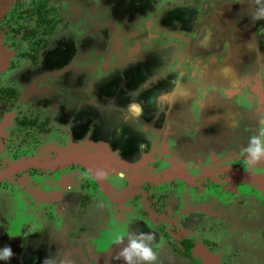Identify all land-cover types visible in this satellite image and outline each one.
<instances>
[{"label": "rangeland", "instance_id": "obj_1", "mask_svg": "<svg viewBox=\"0 0 264 264\" xmlns=\"http://www.w3.org/2000/svg\"><path fill=\"white\" fill-rule=\"evenodd\" d=\"M50 2L64 11L62 21L47 46L38 52V60L33 62L28 55L21 59L15 68L0 75V87L18 91L23 97L22 104L33 114L40 117L51 114L52 125L66 128L68 135L49 139L35 132L20 139L19 143L26 142L24 147L29 153L15 161H0V184L15 185L12 174L20 175L30 169L56 173L71 166L82 167L54 162L59 155L83 149L85 154L98 158L104 185L110 189L106 175L113 164L125 174L134 172L144 162L143 158L156 154L157 146L167 148L163 171L176 167L172 173L188 179L180 167L187 171L188 164L199 161L201 168L208 169L205 171L211 175L215 167L220 170L228 192L236 184H243L232 179L235 171L231 169L236 165L242 171L247 170L242 172L244 175L257 176L262 184L264 164L249 167L243 150L249 138L264 129V18L255 19L264 14V0ZM72 4L86 16H73L69 11ZM142 20L148 24L146 33L156 40L140 32ZM108 22L118 27L111 28ZM76 26L82 30L78 31ZM2 40L0 36V71L5 70L10 60L9 53L5 58L6 45ZM158 73L167 77L159 86L151 81L161 79ZM144 83L149 88L140 89L129 99L125 87L133 89ZM92 99L98 107L92 104ZM131 104H139L143 114L136 117L130 111ZM126 114L139 118L150 128L159 124L155 125L158 132L154 128L157 141L142 131L140 124L127 122ZM194 125H199L197 133L191 130ZM5 127L6 121L0 119V159L5 156ZM118 128H122L121 133ZM117 150L119 157H115ZM46 158L49 159L43 160ZM29 160L44 161L50 166L24 169L21 165L14 169L20 163L27 166ZM151 167L147 164L142 171L152 172ZM132 177L137 178L138 173ZM201 177L195 175L188 183L194 184ZM82 178L78 167L62 178L61 188L69 187V201L65 203L62 193H52L47 182L43 188L28 181L18 185L28 194L27 199L21 200L20 209L25 204L29 206L30 201H57L52 212L54 220L58 219L54 224L60 222V226L46 225L47 229L41 228V232L35 227L42 222L30 225L25 211H17L21 215L9 227L10 215L18 204L11 192L0 200V254L6 245L14 253L10 261L0 259V264H123L117 253L127 246V237L121 245L115 243V238L141 232L155 234L153 251L157 253L158 264H201L196 258L183 259L173 253L170 256L159 241L162 237L139 222L128 206L119 213L102 198L106 206L99 203L89 215L86 213L89 204L81 211L77 194ZM261 186L256 189L259 196L264 193ZM196 211L206 218L205 208L197 207ZM231 213L245 227L242 236L231 240L238 248L234 252L235 262L264 264V214L249 213L243 207ZM128 218L136 221L126 223ZM21 233L26 237H21ZM35 239L41 242L36 243Z\"/></svg>", "mask_w": 264, "mask_h": 264}, {"label": "flooded vegetation", "instance_id": "obj_2", "mask_svg": "<svg viewBox=\"0 0 264 264\" xmlns=\"http://www.w3.org/2000/svg\"><path fill=\"white\" fill-rule=\"evenodd\" d=\"M6 5V10L0 16V36L3 39L2 43L6 45L4 48L6 51L5 58H7L9 53L10 60L6 62L5 70L0 71V75L10 68H15L18 62L21 59H25L27 55L29 56L28 59H32L33 62H36L38 60V52L47 46L48 39L52 37L56 30V26L62 21L64 15V11L60 6L52 5L50 0H0V11ZM69 11L75 17L79 14L86 16L84 13L82 14L78 11L75 4H72ZM108 23L111 28L118 27L116 24L111 22ZM147 27L148 24H144V20H142V24L140 25V30H142L140 32L146 33V29L148 30ZM75 29L82 30V28H77V26ZM145 35L150 38V34L146 33ZM150 39L152 41L156 40V38ZM34 46L36 47L35 49L33 48ZM11 51H13V53ZM158 75L161 79H151L153 85L159 86L163 81H167L165 74L161 75L158 73ZM170 79H172V76ZM147 88H149V85L144 83L133 87V89L125 87L124 91L129 95L128 97L130 99L134 98V95L136 92L138 93L140 89L146 90ZM5 90H10V96L4 92ZM151 90L155 92V89ZM167 98L160 97L159 99L163 100ZM22 99L23 97H21V94L15 89L0 87V119L6 121L5 136L3 138L5 143V156L2 158L3 160L0 159L1 162L15 161L27 156L29 150L26 152V147H24L26 142L19 143L20 139L30 136H26L27 134L40 132L42 133L41 135L45 137L48 136L49 139H58V137H65L68 135L66 128L64 129L62 126L58 127L52 125L53 118H51V114H45L43 117H40L38 114H33V112L28 109V106L24 107L21 102ZM92 104L95 105V107L99 106L94 99H92ZM124 119L127 122L130 121L134 124H140L142 131L148 132L156 139L154 140L157 141V137H155L154 134V128L155 131L158 132V129L155 127L156 124H151L153 126L150 128L139 118L131 117L128 114L124 115ZM158 125L159 124L156 126ZM199 125L192 126L191 130L193 128V132L197 133V131H199ZM121 129L122 128H118L117 131L121 133ZM186 133L189 134L188 128L186 129ZM124 136L127 137V134ZM14 141L16 144H14ZM33 145H35V143H32V146ZM10 146H13V148ZM154 150H156V152L154 151L156 154H153L154 156L152 158H143L144 162L134 172L129 171L125 174L120 170V166L115 164L107 171L106 182L113 191L129 193L121 202H114L109 199L100 191L98 183L92 173L79 166H71L67 169L60 170L65 171L63 174H60L59 170L55 173V171L44 172L32 169L20 175L13 173L12 182H15V185L0 184V200L11 192L14 197L13 200L17 201L16 204H18L17 208L13 209L12 216L10 215L12 220L9 221V227L13 226L12 221L16 222L17 219H19L21 214L17 215V211H25V214L30 220V225L38 224V221L42 222V226L40 224L38 227H35L39 228L40 232L41 228L47 229L44 228L46 225L52 227L60 226V222L55 223L57 224L55 226L54 221L58 219L54 220L55 217L52 212V210L54 211V203H57V201H51V203L44 200H41V202L30 201L28 202L29 206L25 204V206H22L20 209L19 206L23 203L21 200L27 199L28 194L22 190L23 187L18 188V185H20L21 182L23 184V181L24 183L28 181V184H33L34 182L35 186H41L43 188L44 183L47 182L52 193H62L63 198H61L65 203L69 201L67 192L69 187L66 189L61 188L62 178L67 175L69 170L78 167L83 178L77 196L79 195L80 198L81 211L85 208L87 209V205L89 204L90 209L89 211L88 209L86 210L87 215L92 213V209L94 212V208H96L99 203L106 206L107 204H105L102 199L104 198L105 201L108 202L111 207H115L114 209H117L119 213L122 212L123 207L127 206L133 210L139 217V222L149 225L156 234L162 237L159 241L163 243L165 251L170 256L173 253L183 259H189L190 257L196 258L201 264H205L202 257L196 252L198 247H203L205 251L211 253L218 259L219 264H237L235 262L236 258L234 252H237L238 248L231 240L242 236L245 227H242L243 225L239 221L240 218L235 214L232 216L231 212H235L237 208L243 207L249 213L259 211L264 214V193L259 196L257 194V188L252 189L243 184H236L232 187L233 190L227 192L224 188L225 182L223 180L225 178L220 170L215 167L213 169L215 173L211 175L209 172L205 171L208 169L201 168L199 161L188 164L187 171L180 167L188 179L180 175L173 176L163 182L156 180L154 178H159L158 176L161 175V173H164V175L166 172V174H172V168L176 167L171 166L163 171L162 161L167 153V148L162 147V149H159L157 146V149ZM119 155L120 151L117 150L115 157H119ZM121 158L123 159V157ZM147 164L152 166V172L142 171ZM232 168L231 171L247 172V170L242 171V169L236 165ZM135 173H138L137 178L132 177ZM199 174L202 175V177L197 178L198 180H196L194 184L188 183L189 179L192 180L191 177ZM24 175L27 177H24ZM22 177H24L23 181L21 180ZM36 177L39 180H36ZM164 177L165 176H162V178ZM218 181H220L221 184H219ZM44 190L46 191V188H44ZM197 207L198 209L202 207L205 208L207 212L206 218H201L202 212L196 211ZM55 211H57L56 213L58 214V207ZM111 213L112 209L110 210V215ZM196 213L199 215L197 216ZM64 216L62 218L60 217V221ZM95 220H98V218L95 217ZM135 221V219L128 218L126 223L132 222L134 224ZM64 234H66V232H64ZM69 235L70 234H67L68 238L70 237ZM20 236L24 238L26 234L21 233ZM36 236L39 237V235ZM73 238L75 239V237ZM34 242L39 243L41 241L38 239ZM115 250L116 247L113 251L115 252ZM262 261H264V259H262Z\"/></svg>", "mask_w": 264, "mask_h": 264}, {"label": "clouds", "instance_id": "obj_3", "mask_svg": "<svg viewBox=\"0 0 264 264\" xmlns=\"http://www.w3.org/2000/svg\"><path fill=\"white\" fill-rule=\"evenodd\" d=\"M261 18H264V14L255 17V19ZM129 108L136 117L143 114L139 104H131ZM243 151L249 167L264 164V129H260L257 135L249 138L248 146ZM126 237L127 246L121 248L117 253V259L122 260L123 264H158L157 253L153 251V242L156 239L154 233L141 232L118 235L115 238V243L117 245L123 244ZM13 255L11 247L6 245L0 254V259L10 261Z\"/></svg>", "mask_w": 264, "mask_h": 264}, {"label": "water", "instance_id": "obj_4", "mask_svg": "<svg viewBox=\"0 0 264 264\" xmlns=\"http://www.w3.org/2000/svg\"><path fill=\"white\" fill-rule=\"evenodd\" d=\"M9 5V4H8ZM7 5L1 9L0 11V16L1 14L6 10ZM83 150V149H82ZM76 151V152H66L62 155H59L58 160H56L54 163H56L57 165L59 163L61 164H76V165H80L82 167H84L86 170L90 171L93 175V177L95 178L96 182L98 183V186L100 188V191L102 193H104L109 199H111L114 202H121L123 201L126 196L129 194L128 192H122V193H114L113 191H111L109 188H107L104 185L103 179H102V169H101V164L98 161V158H96L95 155L93 154H85L83 151ZM49 158L43 159V160H48ZM30 160H34V159H30ZM28 161L27 162V166H25L24 164H18V165H14V169L21 167V165H23V168H31V167H37V168H47L50 166V164L47 163H43L44 161H41L40 163L35 162V161ZM58 161V162H57ZM24 163V162H23ZM16 166V167H15ZM59 167H61L59 165ZM52 168V167H51ZM12 171V170H11ZM165 176L164 178H154L156 180L159 181H167V179L173 177V176H179L177 173H168L163 175ZM233 180L234 179H238L239 182H242L243 184H246L248 186H253V187H258V186H263L264 187V181L262 182V184L259 183V179L257 178V176L254 175H244L242 172H235L233 174ZM219 184H221L220 181H218ZM229 184V183H228ZM231 187L233 186V184L230 185ZM261 186V187H262ZM197 254L202 257L203 261L205 264H219L218 259L215 258L211 253L207 252L204 250L203 247H198V249L196 250Z\"/></svg>", "mask_w": 264, "mask_h": 264}, {"label": "trees", "instance_id": "obj_5", "mask_svg": "<svg viewBox=\"0 0 264 264\" xmlns=\"http://www.w3.org/2000/svg\"><path fill=\"white\" fill-rule=\"evenodd\" d=\"M50 31V30H49ZM4 92H6V94L8 95V96H10V90H5ZM4 94V93H3Z\"/></svg>", "mask_w": 264, "mask_h": 264}]
</instances>
